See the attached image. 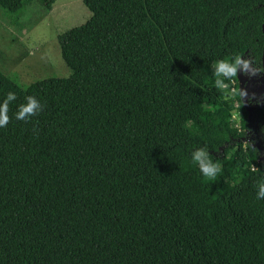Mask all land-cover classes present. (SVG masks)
Masks as SVG:
<instances>
[{
    "label": "trees",
    "instance_id": "trees-1",
    "mask_svg": "<svg viewBox=\"0 0 264 264\" xmlns=\"http://www.w3.org/2000/svg\"><path fill=\"white\" fill-rule=\"evenodd\" d=\"M55 2L0 5L17 20ZM83 2L89 19L58 36L68 76L23 86L0 69V103L17 96L0 264H264V88L248 108L238 75L221 90L213 72L237 55L262 69L264 0ZM28 96L43 111L17 120ZM204 146L215 180L192 162Z\"/></svg>",
    "mask_w": 264,
    "mask_h": 264
},
{
    "label": "rangeland",
    "instance_id": "rangeland-1",
    "mask_svg": "<svg viewBox=\"0 0 264 264\" xmlns=\"http://www.w3.org/2000/svg\"><path fill=\"white\" fill-rule=\"evenodd\" d=\"M90 16L91 11L83 0H56L52 10L43 12L33 6L17 20L0 5V69L23 86L49 77L68 76L70 68L62 58L58 36L83 24ZM21 23L25 26H19ZM240 90L245 105L250 108L255 103L253 96L263 87L260 83L246 82L240 84ZM233 117L237 122L240 120L235 110ZM260 148L264 160V145Z\"/></svg>",
    "mask_w": 264,
    "mask_h": 264
},
{
    "label": "clouds",
    "instance_id": "clouds-1",
    "mask_svg": "<svg viewBox=\"0 0 264 264\" xmlns=\"http://www.w3.org/2000/svg\"><path fill=\"white\" fill-rule=\"evenodd\" d=\"M258 71H264V69H261L256 64L254 65L252 59H245L239 55L230 61L221 59L213 67L214 75L217 77L215 81L216 87L221 90L228 88V84L225 81H232L238 73L243 72L245 74L255 75ZM243 95L246 97L247 93L244 91ZM16 99L17 96L15 93L8 92L6 98L0 103V128L7 127L10 123V116L8 114L9 104ZM43 107L37 98L28 96L26 97V103L19 106L15 118L27 122L31 117L37 116L42 112ZM191 156L192 162L199 167L201 174L210 180H215L222 171L221 166L209 158V152L206 146L193 150ZM256 188L257 199H264V181L259 182Z\"/></svg>",
    "mask_w": 264,
    "mask_h": 264
},
{
    "label": "water",
    "instance_id": "water-1",
    "mask_svg": "<svg viewBox=\"0 0 264 264\" xmlns=\"http://www.w3.org/2000/svg\"><path fill=\"white\" fill-rule=\"evenodd\" d=\"M262 29L264 32V23L262 25ZM262 69H264V43H263V52H262ZM238 78L240 81V84L247 83H260L262 87L264 88V71H261V73L258 76H248L247 74L240 72L238 73Z\"/></svg>",
    "mask_w": 264,
    "mask_h": 264
},
{
    "label": "flooded vegetation",
    "instance_id": "flooded-vegetation-1",
    "mask_svg": "<svg viewBox=\"0 0 264 264\" xmlns=\"http://www.w3.org/2000/svg\"><path fill=\"white\" fill-rule=\"evenodd\" d=\"M257 73H258V75L260 74V72H257ZM258 75H256V76H258ZM252 77H253V76H252ZM254 77H255V76H254ZM256 98H257V97H256V95H255V96H253V99H252V100L255 102V99H256ZM254 105H255V103H254ZM254 105H253V106H254ZM250 108H251V107H250ZM244 140H245V139H244ZM248 140H251V137H249Z\"/></svg>",
    "mask_w": 264,
    "mask_h": 264
},
{
    "label": "built area",
    "instance_id": "built-area-1",
    "mask_svg": "<svg viewBox=\"0 0 264 264\" xmlns=\"http://www.w3.org/2000/svg\"><path fill=\"white\" fill-rule=\"evenodd\" d=\"M236 125H238L239 126V122H237V124Z\"/></svg>",
    "mask_w": 264,
    "mask_h": 264
}]
</instances>
